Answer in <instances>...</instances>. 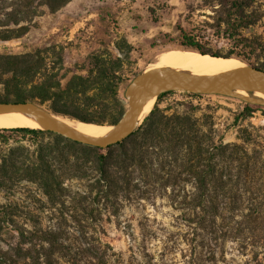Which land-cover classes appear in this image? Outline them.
I'll list each match as a JSON object with an SVG mask.
<instances>
[{"label":"rangeland","instance_id":"374dc122","mask_svg":"<svg viewBox=\"0 0 264 264\" xmlns=\"http://www.w3.org/2000/svg\"><path fill=\"white\" fill-rule=\"evenodd\" d=\"M256 6L263 16L249 33L264 44V0H256ZM203 13H211L205 0H71L54 13L44 8L19 38L0 40V53H38L35 59L45 68L43 73L62 87L72 75L85 74L97 55L121 76L118 94L125 110L123 91L127 83L154 63L161 52L177 49V23L185 30L202 29ZM209 46L219 52L231 47L215 36ZM259 58L264 60V50ZM43 76L37 74L36 78ZM155 104L167 114L191 107L188 109H193L201 123L210 119L204 115L211 116L223 143H241L239 135L247 139L248 152L254 149L260 153L255 174L259 187L257 198L245 201L241 209L260 217L255 222L238 218L237 224L213 228L192 220L196 214L202 215L199 209L171 203L158 189L144 199H127L123 194L99 197L90 187L97 177L92 162L88 164L90 180H67L65 204L51 207L37 185L30 182V176L17 173L0 185V264H36V256L42 260L47 247L41 241L43 231L57 233L59 245L69 247L53 252V264L264 262V106L254 108L250 116L234 124L244 107V101L237 98L177 90L155 98ZM9 135L8 145L0 143V157L7 153V146L18 143L27 148V157L34 159L35 143L51 139L48 134Z\"/></svg>","mask_w":264,"mask_h":264},{"label":"trees","instance_id":"16d2710c","mask_svg":"<svg viewBox=\"0 0 264 264\" xmlns=\"http://www.w3.org/2000/svg\"><path fill=\"white\" fill-rule=\"evenodd\" d=\"M70 1L0 0V40L19 38L44 8L54 13ZM205 6L211 13H203L202 29L185 30L177 23V49L237 58L264 70V60L259 58L264 44L249 33L263 16L256 0H205ZM213 36L225 39L230 49L213 50L209 46ZM37 54L0 53V101L31 100L47 104L55 114L94 124H115L119 120L124 112L118 94L122 78L104 59L95 55L85 74L72 75L62 87L43 73L45 68L35 59L39 58ZM37 74L45 76L37 79ZM169 92L160 93L156 100ZM259 107L244 102L234 124ZM188 108L191 107L167 114L155 104L128 137L105 148L83 145L35 128H0V143L5 145L11 139L9 134L51 136L46 143L40 140L35 143L34 159L27 157V148L17 141L15 146H7V153L0 157V185L23 173L30 176V182L37 185L51 207L64 205V196L68 195L65 182L90 180L88 164L92 162L97 177L90 187L99 197L117 198L123 194L127 199L131 196L144 199L158 189L159 195H165L171 203L177 202L189 210L199 209L202 215L196 214L192 219L199 225L214 228L237 224L238 218L255 222L260 214L241 208L245 201L257 198L259 186L255 174L260 153L253 149L250 154L248 141L242 135L238 136L241 143H223L221 136L216 135L211 116L204 115L210 119L201 123L193 109ZM178 197L181 199L177 200ZM42 236L41 241L47 247L42 260L34 258L36 264H53L51 257L58 247L69 250L59 245L57 233L43 231Z\"/></svg>","mask_w":264,"mask_h":264},{"label":"water","instance_id":"95a60500","mask_svg":"<svg viewBox=\"0 0 264 264\" xmlns=\"http://www.w3.org/2000/svg\"><path fill=\"white\" fill-rule=\"evenodd\" d=\"M245 64V67L224 71L210 77L182 72L170 67H157L141 71L125 86L123 97L126 108L119 120L115 124H111L114 131L105 137L85 135L68 124L55 120L52 115L58 114L31 100L23 102L0 101V111L26 110L42 123L44 130L58 133L85 145L105 148L128 137L144 119L139 121L141 105L149 98L153 96L156 98L163 92L179 90L192 94H218L237 98L249 104L264 106V99L253 95L244 96L235 91L239 88L248 92L252 89H259L264 93V70Z\"/></svg>","mask_w":264,"mask_h":264},{"label":"bare ground","instance_id":"6f19581e","mask_svg":"<svg viewBox=\"0 0 264 264\" xmlns=\"http://www.w3.org/2000/svg\"><path fill=\"white\" fill-rule=\"evenodd\" d=\"M244 61L237 58L211 57L208 54L200 55L194 51L171 49L161 52L154 63H150L144 71L157 67H170L178 71L188 72L195 75L210 77L224 71L235 70L245 67ZM244 96L253 95L264 99V93L259 89H252L249 92L239 88L235 90ZM155 101V97L146 100L139 109V121H141L150 111ZM55 120L61 121L75 128L79 132L92 137H105L114 131L111 125H96L52 115ZM29 127L43 129L42 123L26 110H3L0 111V128L9 127Z\"/></svg>","mask_w":264,"mask_h":264},{"label":"built area","instance_id":"2783aa9c","mask_svg":"<svg viewBox=\"0 0 264 264\" xmlns=\"http://www.w3.org/2000/svg\"><path fill=\"white\" fill-rule=\"evenodd\" d=\"M189 94H192V93H189Z\"/></svg>","mask_w":264,"mask_h":264}]
</instances>
